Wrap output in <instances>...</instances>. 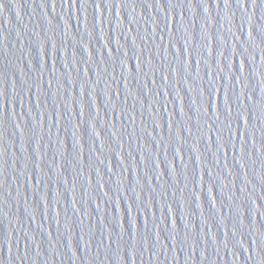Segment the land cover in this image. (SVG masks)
I'll return each mask as SVG.
<instances>
[{"label":"water","instance_id":"1","mask_svg":"<svg viewBox=\"0 0 264 264\" xmlns=\"http://www.w3.org/2000/svg\"><path fill=\"white\" fill-rule=\"evenodd\" d=\"M0 264H264V0H0Z\"/></svg>","mask_w":264,"mask_h":264},{"label":"snow or ice","instance_id":"2","mask_svg":"<svg viewBox=\"0 0 264 264\" xmlns=\"http://www.w3.org/2000/svg\"><path fill=\"white\" fill-rule=\"evenodd\" d=\"M227 2V0H226ZM253 2H255V0H253ZM236 3L240 6H243L244 0H236Z\"/></svg>","mask_w":264,"mask_h":264}]
</instances>
